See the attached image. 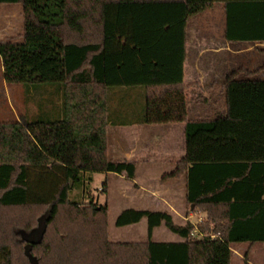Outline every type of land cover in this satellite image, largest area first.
<instances>
[{"label":"trees","instance_id":"16d2710c","mask_svg":"<svg viewBox=\"0 0 264 264\" xmlns=\"http://www.w3.org/2000/svg\"><path fill=\"white\" fill-rule=\"evenodd\" d=\"M215 4L223 6L227 43L264 44V0H0V6L22 7L24 37L51 58L42 65L44 77L21 82L26 94L31 89L43 94L47 87L40 86H49L61 95L57 113L0 123V264H13L17 253L39 264L34 252L51 255L71 235L85 239L87 255L99 264L114 263L126 249L136 252L138 264H190L193 225H176L162 212L127 209L114 226L145 220L148 241L143 246L112 243L107 208L70 199L93 174L134 177L133 163L107 157L106 136L113 97L128 96L132 102L134 88L144 90L139 91L142 106L138 113L126 108L119 126L185 123V155L163 179L188 171L187 203L207 212L197 231L218 233L225 244L264 243V118H251L244 104L211 121L187 120L186 28L191 18ZM28 51L34 54L33 48ZM257 72L232 70L225 75L227 92L236 83L247 87L253 81L239 79ZM39 126L63 128L74 162L64 163L34 140L31 130ZM207 167L231 171L218 193L193 178L194 171ZM221 201L226 205L219 214L207 207ZM162 225L184 241L153 242V230ZM240 231L246 233L235 235Z\"/></svg>","mask_w":264,"mask_h":264},{"label":"crops","instance_id":"0c3cea01","mask_svg":"<svg viewBox=\"0 0 264 264\" xmlns=\"http://www.w3.org/2000/svg\"><path fill=\"white\" fill-rule=\"evenodd\" d=\"M187 28L186 60L183 67V85L187 98V120L190 122L211 121L228 115L230 108L234 111L241 110L244 104H249L251 118H264V69H260L257 74L249 79L253 82L249 83L247 87H243L242 83H236L228 87L227 92L225 75L231 71L225 73L224 69H220V63L217 60L221 50H223L222 52H231V56L238 55L240 52L231 51L229 46H236L240 43H227L222 33L219 39L220 44H218L217 40H213L215 36L203 37L204 32L199 29L198 34L202 36L193 37L196 46L191 51V57L188 61L190 52L187 49ZM206 32L209 33L210 31ZM217 44L221 47L212 46ZM256 46H264V44ZM239 80L243 81V79ZM217 85L220 87H216ZM55 128L60 129L61 126ZM106 136L107 157L111 161L133 163L135 165V174L132 179L127 178L124 173L121 175L102 174L107 181V190L110 189L112 184L121 185L120 187H122L119 191V197L122 200L121 208L116 218L122 211L132 209L166 213L179 226L188 223L196 224L198 219L202 221L198 225H202L207 221L205 210H200L187 203L188 171H185L178 178L163 179L164 176L176 171L178 163L185 155V123L108 126ZM52 137L55 142L61 140L59 135H53ZM33 138L35 141H39L37 138ZM115 139L119 141L117 146H114L111 142ZM52 152L58 153L56 148H53ZM230 174V169L207 167L194 171L193 178L199 179L205 187L212 188L218 193L220 189H217V187L220 185V187H223V183ZM253 192L257 194V191L254 190ZM239 193L246 195L248 192L241 190ZM231 201L233 202V200ZM224 203L221 201L219 204H211L207 207L219 214L220 209L226 205ZM108 210L107 203V214ZM138 226L144 227L141 229ZM128 228V231H123L127 232L124 234L127 237L124 242H122L123 240L121 242L110 240V242L139 246L147 243L145 220L128 226ZM244 233L246 232L240 231L235 235H244ZM255 233L259 234L260 231ZM191 236L196 242L189 245L190 264H244V256L246 255L248 257L246 264H257L254 259L258 256L262 257L264 263V243L231 242L225 244L218 233L202 234L197 232ZM151 240L155 243L184 241L163 225L153 230Z\"/></svg>","mask_w":264,"mask_h":264},{"label":"rangeland","instance_id":"374dc122","mask_svg":"<svg viewBox=\"0 0 264 264\" xmlns=\"http://www.w3.org/2000/svg\"><path fill=\"white\" fill-rule=\"evenodd\" d=\"M24 21L23 9L20 5L0 6V47L4 49L3 52H0V123H14L24 119L30 120L39 113L52 112V110L57 113L59 111L57 109L61 107V95H58L54 88L40 86L47 87L43 90V94L36 93L32 89L26 94L24 87L21 85V82L25 79L35 76L44 77L42 65L51 61L48 55H43L35 49V43L32 40L24 37ZM224 23L225 16L221 4H215L212 8L189 20L187 49H189L190 54H188V61L191 57V51L196 46L193 37L202 36L198 34L199 29L204 32L203 37L208 35L215 36L213 40H217L216 42L220 44L219 39L223 33ZM192 31L194 32L192 33ZM206 31L210 32L207 33ZM218 44L212 46L221 47ZM29 47L34 49V54L29 53ZM229 49L240 53L236 56H231V52H222L223 50H221L217 61L220 63V69H224L225 73L232 71V69H246L250 72L264 69V46L240 43L236 46H229ZM3 53L5 58H7L6 63L3 61ZM6 69L12 71L16 78L9 76ZM251 77L241 76V79L247 82ZM216 87L220 86L217 85ZM134 89L132 91H135L136 95L132 102L128 96L113 97L111 107L113 114L110 118L111 124L109 127H117L119 126L118 123H122L125 120L126 117L123 113L126 108L132 109L134 113L139 112V108L142 106V95H140L141 92L139 91L144 90H140L142 88ZM128 90L117 89L113 91L126 92ZM31 133L33 137L39 140L37 142L40 143L43 149L52 151L53 148H56L60 159L64 163L71 164L74 162V156L69 150V136H64L66 134L62 127L58 129L39 126L33 128ZM53 135H59L61 140L55 142ZM111 142L114 146H117L119 141L115 139ZM92 177L93 180L88 186L74 189L70 194V199L79 203L106 208L108 203V238L111 241L121 242L123 240L122 242H124L127 238L124 234L127 232L123 231H128L129 228H117L114 226L116 215L121 208L122 200L119 197V191L122 187H120L121 185L112 184L110 189L107 190V181L102 174H93ZM142 227L138 226V228L143 229ZM130 233L132 234L133 231ZM33 255L39 258V264H99L91 260L90 255H87L85 239L80 235L69 236L61 248L55 249L51 255H45L40 251L34 252ZM247 258V255L244 256V264H246ZM139 261L140 258L136 252L126 249L117 261L110 264H138ZM254 262L264 264L261 256L255 258ZM13 264L31 263L27 258L17 253Z\"/></svg>","mask_w":264,"mask_h":264},{"label":"built area","instance_id":"2783aa9c","mask_svg":"<svg viewBox=\"0 0 264 264\" xmlns=\"http://www.w3.org/2000/svg\"><path fill=\"white\" fill-rule=\"evenodd\" d=\"M201 223H202V221L200 219L197 220V223L196 224L189 223V224L193 225V227H194V229L191 232V235H195L198 232L197 231V226H198V224H201Z\"/></svg>","mask_w":264,"mask_h":264}]
</instances>
